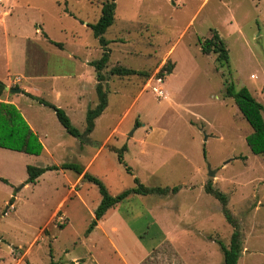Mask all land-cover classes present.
Returning <instances> with one entry per match:
<instances>
[{
	"label": "rangeland",
	"instance_id": "374dc122",
	"mask_svg": "<svg viewBox=\"0 0 264 264\" xmlns=\"http://www.w3.org/2000/svg\"><path fill=\"white\" fill-rule=\"evenodd\" d=\"M105 1L0 0V82L21 89L4 90L0 100L15 103L45 150L36 157L0 149V264H222L216 242L228 247L233 229L205 193L207 183L227 196L240 227L237 264H264V156L251 153L246 138L253 131L226 94L232 83L264 106V0H116L114 23L103 35L111 41L102 71L108 105L82 149L52 110L25 93L62 109L82 132L98 102L93 70L77 88L84 101L76 113L27 76L41 74L43 59L57 74H76L83 59L98 61V40L82 23L94 24ZM211 32L226 46L227 65L200 51L198 41ZM69 54L78 62L67 61ZM167 63L171 75L161 71ZM114 67L150 78L112 76ZM95 154L87 173L111 196L133 189L134 178L168 192L129 196L86 236L98 188L63 170L25 185L26 168L87 167Z\"/></svg>",
	"mask_w": 264,
	"mask_h": 264
},
{
	"label": "trees",
	"instance_id": "16d2710c",
	"mask_svg": "<svg viewBox=\"0 0 264 264\" xmlns=\"http://www.w3.org/2000/svg\"><path fill=\"white\" fill-rule=\"evenodd\" d=\"M116 9V0H107L101 6V14L99 19L88 28L91 30L94 39L98 40L103 52L101 58L98 61L92 62L91 66L95 69L97 74L96 96L97 105L93 109H89L85 118V129L83 133H80L75 127L72 126L70 120L66 116L65 112L47 102L46 100L25 93L32 101L38 105L43 106L49 110H52L55 117L65 132L73 138L78 139L81 143L90 135L94 128V121L104 112L107 107V95L101 86L103 76L101 71L106 67L109 61V50L106 49L109 42L103 37L105 32L113 25ZM200 51L203 55L214 54L216 56V62L221 65L228 64V51L224 42L221 40L217 32H211V37L205 40L198 41ZM54 44V43H52ZM61 48V44H54ZM173 66L167 63L161 69L162 72L171 73ZM110 75L118 77H130L140 76L143 79H149L150 74L146 71H135L131 69L114 67L111 69ZM5 85L0 82V97L4 92ZM226 94L229 98L233 99L239 112L244 120L249 124L252 129V134L246 138V144L250 148L253 155L264 156V120L262 113H264V106L257 102L247 89L242 88L235 90L231 83L226 88ZM0 149L9 150L30 156H40L43 151L42 144L40 143L37 135L31 130L19 110L10 103L0 102ZM126 151V147H122L118 150V161L123 163L122 153ZM71 171L77 176H82L83 181L93 183L99 191L101 200L97 208L93 213V219L88 226L85 235L88 236L97 223L105 216L107 211L114 208L116 205L125 201L131 195L137 196H149V195H165L168 189L161 188H146L140 183L137 178H134L135 187L130 190H126L116 196H111L107 191L105 185L97 178L84 173V168L81 165L74 163L62 164L59 167L51 166L46 168H36L28 166L26 168L27 179L25 185L36 184L38 178L49 171ZM177 188L171 189V192L175 193ZM205 193L216 199L221 205V213L228 225L233 229L230 237L228 247L224 246L221 242L217 241L216 244L222 253V264H237L242 253V240L240 227L238 222L233 218L230 210L227 208L228 199L227 196L218 190H214L211 183H207L205 186ZM29 264V263H27Z\"/></svg>",
	"mask_w": 264,
	"mask_h": 264
},
{
	"label": "crops",
	"instance_id": "0c3cea01",
	"mask_svg": "<svg viewBox=\"0 0 264 264\" xmlns=\"http://www.w3.org/2000/svg\"><path fill=\"white\" fill-rule=\"evenodd\" d=\"M82 25L85 27V28H88V25H91V24H84V23H82ZM89 29V28H88ZM90 30V29H89ZM44 37L46 38V39H48L49 37H47V35H44ZM50 39V38H49ZM109 43L111 42V41H108ZM49 43L51 44V45H53V46H55L54 44H60V43H56V42H53L51 39L49 40ZM52 43H54V44H52ZM109 45V44H108ZM55 49H58V50H64V47H62V44H61V48H59V47H57V46H55ZM100 49H101V52H103V50H102V48L100 47ZM106 49H108V46H107V48ZM109 50V49H108ZM48 52H51V53H53V51L48 47V50H47ZM110 50H109V56H110ZM56 54H58V53H56ZM101 55H102V53H101ZM57 56V55H56ZM47 58V57H46ZM101 58V57H100ZM48 59V58H47ZM78 60H79V58H78V56H76V54H69V56H68V58H67V61H74V62H78ZM81 61V60H80ZM92 62H95V61H91V62H89V61H87V59H83V61H81V63H82V68L81 67H77L76 68V71L77 72H75L76 74H73V72L72 71H69L68 70V73H64V74H57V73H53V72H48L47 71V69H48V63H49V61L47 60V62L46 61H44V59H43V61H41V63L40 64H38L37 66H36V68H40L41 69V74H38L37 72H32V74H31V76H27V78H29L30 79V81L32 82L33 80H35V81H38V84L37 85H39V87L41 88V89H46L47 91H49L50 93H52L55 97H56V99H58V101H62L63 102V104L69 109V111L70 112H72V113H76L77 112V109H80L81 107H80V105L79 104H81L82 103V101H84V95L83 94H81L80 93V91L78 92V89L77 88H79L80 89V86H81V84L83 83V81H85V80H87L88 79V76L89 75H91V74H93L92 73V71H91V69L93 70V72H94V74H95V82H94V91H95V89H96V85H97V74H96V71H95V69L91 66V63ZM46 63V64H45ZM62 63V61L61 60H59V62L57 63V64H61ZM106 68V67H105ZM104 68V69H105ZM103 69V70H104ZM102 70V71H103ZM173 70H174V67H173ZM173 70L171 71V73H169V75H171L172 73H173ZM102 71H101V75H102ZM111 71V70H110ZM110 73V72H109ZM39 75V76H38ZM103 76V75H102ZM75 77V78H74ZM116 77H118V76H116ZM119 78H122V77H119ZM103 82H107V80L104 78V76H103V81L101 82V86H102V83ZM6 87V86H5ZM9 88V87H8ZM103 88V87H102ZM106 88V87H105ZM16 89H20V88H16ZM5 90V89H4ZM21 90V89H20ZM6 91V90H5ZM10 93V92H9ZM21 93V92H20ZM19 93V94H20ZM29 94V93H28ZM95 95H96V91H95ZM97 97V96H96ZM167 98V96L165 97V99ZM0 102H2L1 100H0ZM48 102V101H47ZM6 103H9V102H6ZM107 103H108V101H107ZM10 104H13L16 108H17V106L15 105V103L14 102H10ZM108 105V104H107ZM55 106V105H54ZM79 106V107H78ZM43 107V106H42ZM57 107V106H56ZM57 108H59V107H57ZM107 108V107H106ZM18 110H19V108H17ZM89 110V109H88ZM87 110V111H88ZM105 111V110H104ZM19 112L21 113V111L19 110ZM87 113V112H86ZM66 114V113H65ZM103 114V113H102ZM101 114V115H102ZM101 115L98 117V118H100L101 117ZM67 116V115H66ZM23 117V116H22ZM68 117V116H67ZM85 118H86V116H85ZM97 118V119H98ZM68 119H69V117H68ZM96 119V120H97ZM25 120V119H24ZM70 120V119H69ZM95 120V121H96ZM26 121V120H25ZM95 121H94V128H93V130H92V132L90 133V135L91 134H93V132H94V130H95ZM71 122V121H70ZM27 123V122H26ZM28 124V123H27ZM29 126V125H28ZM73 126V125H72ZM30 127V126H29ZM74 127V126H73ZM31 128V127H30ZM85 129V128H84ZM31 130L37 135V137H38V139H39V141H40V143L42 142L43 143V140H42V138H41V136H40V133L39 132H36V130H33L32 128H31ZM79 131V130H78ZM84 131V130H83ZM83 131L82 132H80V133H83ZM90 135L84 140V142L83 143H81L78 139V141H79V144H78V146L80 145V146H82V149H83V147L84 146H86V145H90ZM145 136H146V138H147V136L149 137V134H144ZM45 139H46V136H45ZM76 139V138H75ZM148 139V138H147ZM41 143V144H42ZM141 143H145V141H141ZM42 147H43V145H42ZM127 148V147H126ZM144 148V147H143ZM9 151V150H8ZM82 151V150H81ZM115 151H116V149H115ZM115 151H112V152H115ZM45 152V150H44V147H43V151H42V153H44ZM141 152H145V151H143V150H141ZM95 158H96V154L92 157V159L90 160V163L87 165V167H83L84 168V173H87V168L94 162V160H95ZM65 164V163H64ZM74 164H76V163H74ZM62 165V164H61ZM61 165H57L56 167H59V166H61ZM44 168H46V167H44ZM59 171H62V170H59ZM77 177H79V179H80V181H83L82 180V176H77ZM78 179V180H79ZM37 183V182H36ZM118 205H120V204H118ZM117 206V205H116ZM111 211L113 212L114 210H113V208L112 209H110L109 211H107V213L105 214V215H107V214H110L111 213ZM101 221V220H100ZM97 226V225H96ZM96 226H95V228H96ZM94 228V229H95ZM94 229H93V231H94ZM93 231L91 232V233H93ZM90 233V234H91ZM120 256V259L122 260V261H124L125 262V259L121 256V255H119Z\"/></svg>",
	"mask_w": 264,
	"mask_h": 264
},
{
	"label": "water",
	"instance_id": "95a60500",
	"mask_svg": "<svg viewBox=\"0 0 264 264\" xmlns=\"http://www.w3.org/2000/svg\"><path fill=\"white\" fill-rule=\"evenodd\" d=\"M6 91H9L11 94H19L21 92L20 89H9L8 87H5ZM215 175V171H211L208 167V177L212 178Z\"/></svg>",
	"mask_w": 264,
	"mask_h": 264
},
{
	"label": "built area",
	"instance_id": "2783aa9c",
	"mask_svg": "<svg viewBox=\"0 0 264 264\" xmlns=\"http://www.w3.org/2000/svg\"><path fill=\"white\" fill-rule=\"evenodd\" d=\"M160 83V80L158 81ZM155 93L157 96L162 95V92L160 90L155 89Z\"/></svg>",
	"mask_w": 264,
	"mask_h": 264
}]
</instances>
